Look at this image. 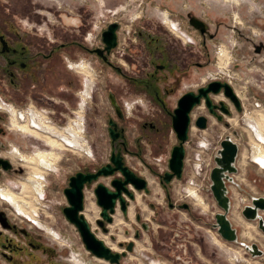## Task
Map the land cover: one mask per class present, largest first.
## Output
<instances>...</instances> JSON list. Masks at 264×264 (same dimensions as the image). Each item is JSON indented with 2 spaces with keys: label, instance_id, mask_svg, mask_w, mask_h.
Here are the masks:
<instances>
[{
  "label": "rangeland",
  "instance_id": "obj_1",
  "mask_svg": "<svg viewBox=\"0 0 264 264\" xmlns=\"http://www.w3.org/2000/svg\"><path fill=\"white\" fill-rule=\"evenodd\" d=\"M167 14L178 22L181 34L176 35L163 23L162 17ZM192 17L206 24L207 34H202L190 23ZM16 18L28 20L30 30L34 29L31 27L33 23L47 20L48 27L41 28L42 34L47 30L62 34L60 27L65 26L69 36L73 35L74 29L80 28L83 44L89 47L102 45L103 30L108 25L120 24L119 45L111 61L120 66L121 71L83 49L79 63L92 66V80L85 73L66 69L60 59L52 61L53 68L48 73L46 85L56 92L53 94L58 102L55 106L37 102L33 97L26 105L22 104L16 100L8 78L4 80V89H0V105L6 102L4 109L0 108L4 117L6 149L0 153L14 166L11 171H0V190L19 194L22 183L33 177L28 166L24 172L16 170L21 163L13 156L16 149L28 157H36L44 151L57 153L53 156V168L43 169V183L41 178L38 179L45 195L39 194L37 187L34 192L37 220L56 229L61 236L59 241L33 226L9 202L0 198V212L9 226H14L19 234L27 230L37 244L50 249L51 256H46L47 259L42 257H45L44 253L38 252L41 256L40 261L34 260L36 264H57L58 255L63 256L66 264H75L69 261L72 255L86 264H112L100 261L87 250L78 228L63 213V207L69 205L64 192L69 187L68 177L76 171L95 168L109 161L112 150L109 118L115 117L110 91L121 99L133 149L142 148L146 156L141 160L128 154L127 163L138 168L150 181V191L139 192L140 203L137 198L130 202L132 217L124 218L122 228L108 234L95 221L92 230L97 235L108 234L110 241L116 242L120 248L123 247L119 245L121 242L130 240L129 237L134 239V251L122 258L123 264H264V231L258 228V222H250L258 229L256 238L244 239L242 229L232 222L238 230V241L224 240L214 227L215 216L222 209L211 190V172L217 166L215 158L219 155L222 140L230 137L239 146L238 172L234 175L235 183H229L230 220L238 204L237 212L243 221L249 222L242 214L243 208L252 204L253 197L264 196V166L251 157L253 144L264 148V139L248 123L249 117H259V111L264 115V0H0V30L9 28ZM183 33L190 42L185 40ZM223 51L228 54V59H221ZM157 63H165L166 68L159 69ZM70 79L72 89L68 84ZM215 80L228 82L233 87L241 100L242 111H238L223 93L211 95L216 104L222 100L230 102L232 113H220L222 120L209 112L205 102L194 108L189 139L185 143L183 176L175 177L165 189L159 176L170 171L171 149L179 144L172 122L178 101L185 93L197 92ZM144 85L147 90L140 89ZM87 86H91V96L84 100ZM36 88L37 93L42 92L38 86ZM63 89L66 90L63 95L57 93ZM157 93L161 101L155 100ZM82 102L86 105L83 112L85 132L81 134L83 142L89 146L90 155L70 147L58 149L39 145L45 144L43 140L14 126L12 105L19 113L33 109L42 114L48 125L61 130L72 126L79 132L81 129L74 125L80 120ZM130 104L132 110L128 109ZM60 113H64V117ZM201 115L208 118L206 129L196 125ZM18 120L23 123L22 119ZM152 124L158 129H153ZM249 132L253 134V140ZM192 191L203 202L192 196ZM167 193L176 204L173 208L169 205ZM86 196L87 200L92 196L95 199L90 190L86 191ZM184 201L191 205L190 210L178 206ZM96 206L101 210L97 202ZM134 208L146 222V229L136 220V214L133 216ZM118 211L123 215L120 208ZM1 226L6 236L21 238L19 234L15 235V230ZM138 227L141 236L135 238L133 234ZM120 230L122 236L119 240L117 233ZM48 243L52 245L48 246ZM242 243L249 246L255 243L262 253L249 250ZM1 261L9 264L4 258Z\"/></svg>",
  "mask_w": 264,
  "mask_h": 264
},
{
  "label": "flooded vegetation",
  "instance_id": "obj_2",
  "mask_svg": "<svg viewBox=\"0 0 264 264\" xmlns=\"http://www.w3.org/2000/svg\"><path fill=\"white\" fill-rule=\"evenodd\" d=\"M163 23H165L167 26L170 27V29L176 34L179 35L182 33V30L175 20L171 19L170 16L167 14L165 17H162ZM30 22L25 19L21 18H16L12 20V24L10 25L9 28H3L0 30V89H4V80L8 78L9 83L11 84V90L16 98V100L20 101L22 104H27L28 100L30 97L35 98L36 101H42L46 104L50 105H56L58 103L55 98L53 97L56 92L54 89L48 88L46 85L47 82V77L48 73L51 71L52 67V61L60 59L61 63L64 65L66 69H69L74 72H79V73H85L86 75L90 76L92 80V66H88V64L85 63H79V58L82 54L83 49H85L87 52L90 54L96 55L97 57L101 58L106 64H108L110 67L115 68L116 70L121 71L120 66H117L114 64L113 61H111V57L113 53L116 51L118 45H119V36L118 32L120 30V24L117 29V46L113 49H111L110 52L106 50V43L104 42V38L102 36V45H95L93 44L91 47L86 46L83 44L82 38L79 33H81V29H74L73 35H67L66 28L65 26L60 27V31H62V34H55V31H53V34L47 30L45 34L41 33V28L43 26L48 27V21L43 20L39 21V23H33L31 27L34 29L30 30L29 24ZM109 26V25H108ZM108 26L103 30V32L108 29ZM185 40H188L190 42L189 37L183 33L182 34ZM53 36L54 38H52ZM221 59H228V54L226 52H221L220 53ZM5 60V61H4ZM223 61V60H222ZM156 66L163 70L166 68L165 63H157ZM80 77V76H79ZM75 80V79H74ZM78 81H80L78 79ZM33 82H37L38 84H34ZM92 82V81H91ZM68 84L70 89H72V84L73 81L72 79L68 80ZM41 85V87H40ZM39 87L42 92L38 91L37 93V88ZM141 90H147V85H144L140 87ZM93 90V88H92ZM198 91V90H197ZM66 90H62V92H57L58 94L63 95ZM221 93L224 94L222 91ZM218 93V94H221ZM217 95V94H214ZM91 96V86H87L86 93L84 94V100L85 98ZM225 96V94H224ZM109 98L112 102L114 112H115V117L109 118V134L111 137V145H112V150L110 154L109 161H107L105 164H102L98 167L95 168H86L84 170H79L84 173H94L97 172L102 166L106 165L107 163H111V159L113 155H118L119 153L123 157L124 164L127 165L137 176L142 177L147 180L144 176L141 175V171H139L138 168L130 166L127 163L126 157L128 154H132L135 157H139L141 160H144L146 157L142 148L137 147V149H133L132 143L130 141V138L127 134V129L125 126L126 122V117L124 115L123 109H122V102L121 99L118 97V95L114 91L109 92ZM227 98V97H226ZM34 99V100H35ZM161 101V98L159 94L157 93L155 95V100ZM229 99V98H227ZM222 103H224V106L221 104H216L218 105L216 108H214L216 113H212V111L208 108L209 112L212 115L217 116H222L220 113L223 115L230 114L232 113V108L230 107V102L227 100H222ZM220 102V103H221ZM2 105H0V108L3 110L6 102H1ZM4 104V105H3ZM85 105L86 103L81 104L79 115H80V120L76 122V127H79L81 130L78 132L75 130L74 127L69 126L68 128L61 130L59 128H56L52 125H48V121L44 119V116L40 113H36L33 109H30L27 113H19L13 105L12 110H14V126L15 128L19 129L20 131L29 134L35 138L43 140V143H40L39 145H43L46 147H51V148H67L70 147L77 152H82L84 151L86 154H91V151L89 149L88 144L83 142V136L81 132H85L83 125H84V115L83 112L85 110ZM131 106V104L129 105ZM259 106V105H257ZM133 106L131 108H128L129 110H132ZM236 107V106H235ZM258 113V111H257ZM259 117L256 118L253 116L249 117L248 123L249 125L255 129V131H259L261 134L262 138L264 139V132L261 130L260 122L264 121V115L259 111ZM62 117H64V113H60ZM18 118L23 120V123L20 124ZM61 118V117H60ZM198 119V118H197ZM222 120V119H220ZM113 122V126L110 125V122ZM197 121V120H196ZM47 122V123H46ZM5 124H4V117L2 112L0 111V151H4L6 149V144L3 141V134L5 133ZM111 128L113 129V133L117 136L115 140L112 139L111 136ZM153 129H158L156 125L152 124ZM83 130V131H82ZM251 135H253L251 132H249ZM177 136V135H176ZM253 140V137H252ZM174 147V146H173ZM172 147V149H173ZM257 144H253V150H252V159L254 161H258V163L261 166H264V154L262 151L264 148L262 146L261 150L259 148H256ZM45 149V148H44ZM171 149V152H172ZM41 153V152H39ZM37 154V156H45L47 158V163L49 166H46L45 164L42 163L41 159L39 161L36 159V157L30 156L28 157L18 149H16L13 152V156L20 159V167H16V170L18 172H24L26 171L25 168L28 166L31 171H29L30 175L33 170V168H38L39 170L42 171L41 174V181L43 183V179H45L44 175V170H51L53 168V156L56 155L57 153L55 152H42L44 154ZM0 158L2 159H7L10 161L12 164V167L10 169H4L3 163L0 164V171L6 170V171H11L13 169V163L12 161L6 157L3 156V153H0ZM44 169V170H43ZM149 169L151 171H154V169L149 166ZM76 171L74 174L70 175L68 177V186L70 183V178L74 176L77 172ZM162 175L160 174V181L162 183ZM33 176V175H32ZM33 177L29 178L27 181H24L23 183H28L31 184L33 183ZM116 178H119L120 180H124V176L121 174V172H115L114 175L109 176V177H100L97 181H93L91 183H86L84 185V200H85V211L84 215L86 216L87 220L90 223V226L93 229V225H95V221H97L98 225L102 228V230L108 234L114 233L116 229L122 228V225L125 222L124 218L127 217H132L131 215V209L132 206L130 207V202L133 200H136L137 202L140 203L139 197L140 194L139 192H149V183L147 185V189H142V190H136L134 188V185L128 184L127 187L128 189L133 193V196H131L128 193L123 192L122 196L126 199V204H127V211L122 212L123 215L121 214L118 209L116 210L115 214L110 213L114 217V222L110 225L108 221L104 220L102 217V208L101 210H98L96 206V202L98 200V196L96 194V188L99 183H104L106 186H108L111 190H116L114 186L112 185V181ZM175 178V177H174ZM102 179L104 181H102ZM110 179V180H109ZM172 182V181H171ZM170 182V183H171ZM22 183V188H24V185ZM169 183V184H170ZM164 188H168V184L162 183ZM44 185V184H43ZM34 187H37V184L34 185ZM68 188V187H66ZM65 188V189H66ZM23 192V189H21ZM21 190L19 192H21ZM90 190L92 194L94 195L95 199L92 196L91 198H88L86 196V191ZM3 192H10L9 190H0V198H4L9 204L19 213L22 214V217L26 218L33 226H36L38 229L40 228L42 231L45 233L49 234L52 236L54 240L59 241L61 239L60 233L47 225H44L40 220H37L36 215V209L32 210L29 207H25L27 210L21 209L20 207L15 205V202L12 201L11 199L7 198L4 196ZM18 192V193H19ZM21 192V193H22ZM45 190L43 186L41 187L39 194L45 195ZM65 192V190H64ZM19 193V194H21ZM193 193V194H192ZM3 194V195H2ZM15 194V193H12ZM18 195V194H16ZM191 195L194 196L195 198L198 199V201L201 203L203 202L199 197L198 194L195 195L194 191L191 192ZM39 197V196H37ZM238 198V196H236ZM167 198L169 201V205L173 208L175 207L176 204L171 201V196L170 193H167ZM142 199V198H141ZM36 201V200H34ZM87 201V203H86ZM69 202V200H68ZM117 208H120L119 206V199L117 200ZM36 204V202H35ZM69 206V205H67ZM63 207V213H64V208ZM180 208H183L185 210H190L191 205L184 201L178 204ZM130 207V208H129ZM29 208V209H28ZM236 212L233 214L232 220L234 224L239 226L242 229V237L244 239H254L256 238V235L259 233L258 229L256 227V224L254 225L253 223L250 222H245L242 220L240 213L237 212V209L239 208V205H235ZM122 211V210H121ZM34 214L33 216L29 215L28 213ZM136 214V220L141 222L142 227L145 229V223L142 220V216L139 212L135 213V208L133 211V216ZM65 215V213H64ZM100 215V217H99ZM39 219H40V215ZM3 214L0 212V264H5L2 260V258L5 259L9 264H20L19 262H23L22 264H36V260L40 261V254L38 252H42L45 254V257L42 256L43 258L50 257L51 252L50 249L42 247L40 244H37L35 241L34 236L30 234L27 230H22L20 234L18 233V230L14 226H5L6 229H11L15 230L13 231L16 234H19L21 236L20 241L16 236L8 235L3 231V228L1 225ZM97 219V220H96ZM7 221V220H6ZM102 221V223L100 222ZM244 223H247L251 225V227L246 230ZM260 230V226L258 227ZM108 234H102L99 233L98 237L102 240L105 241V243L112 247L113 251L120 252L121 253V263L122 258L126 256L129 252L128 247L130 245V242L133 241L134 239L132 237H129L130 240H127L126 242H121L119 245L123 246L120 248L116 242H111L109 239ZM135 238H139L141 236V230L138 227L135 231L134 234ZM119 236V237H118ZM122 236L121 230L117 233V238L119 240L121 239L120 237ZM22 239V240H21ZM24 240V241H23ZM225 240V239H224ZM255 244V243H252ZM251 244V245H252ZM48 246H51L52 244L48 243ZM134 251L135 248V242L134 245L132 246ZM253 251H258L257 248H253ZM35 252H37V259L35 258ZM47 256V257H46ZM76 256V255H75ZM75 256H71V259L69 261L75 263V264H86L83 262L80 258H76ZM35 260V261H34ZM100 261H104L102 259H99ZM52 261V260H51ZM57 264H66L64 261H66L63 256L58 255V258L55 260ZM151 264V263H150Z\"/></svg>",
  "mask_w": 264,
  "mask_h": 264
},
{
  "label": "water",
  "instance_id": "obj_3",
  "mask_svg": "<svg viewBox=\"0 0 264 264\" xmlns=\"http://www.w3.org/2000/svg\"><path fill=\"white\" fill-rule=\"evenodd\" d=\"M190 23L202 34H207L208 29L206 24L196 18L192 17ZM118 23H111L103 32L104 42L106 43V50L108 52L117 46V29ZM224 92L225 96L229 98L238 111H242V103L238 95L234 91L233 87L228 82H222L219 80L212 81L206 86H202L197 92L189 91L182 95L178 101L177 108L174 110L172 116L173 129L179 140V144L175 145L171 152L169 159L170 171L165 172L162 175V183L169 184L174 177L181 178L183 176L186 147L185 143L189 139V131L191 124V113L195 107L205 102L206 106L216 113L214 108L218 105L214 104L212 100V94H218ZM224 106V103H220ZM218 119H222V116H218ZM113 126V122H110ZM196 125L200 129H206L208 126V118L205 115L198 117ZM112 139L115 140L117 136L113 133L111 128ZM239 155V146L230 137L222 140L219 155L215 160L217 166L212 169L211 172V190L212 193L222 209V212L216 214V223L214 227L217 228L218 233L223 239L228 242L238 241V230L233 226L232 221L229 218V212L231 209V198L229 196V183H235L234 175L238 172L236 165ZM3 163L4 169H10L12 164L7 159L0 158V164ZM115 172H121L124 176V180L116 178L112 181V185L116 190H111L104 183H99L96 188V194L98 196L97 204L102 208V217L108 221L109 224L114 222V217L110 214H115L117 208V200L119 199V206L122 212L127 211L126 199L122 196L123 192L133 196V193L128 189L127 185L132 184L136 190L147 189L148 182L146 179L137 176L127 165L124 164L123 157L119 153L113 155L111 163H107L102 166L97 172L84 173L82 171L77 172L70 178L69 187L65 189V194L69 200V206L64 208L66 218L74 224L82 237V240L87 248L95 257L109 261L112 264L121 263V253L112 250V247L108 246L104 240L100 239L98 235L92 230L89 221L84 215L85 200H84V185L97 181L100 177H109L115 174ZM243 216L248 221H257L260 228L264 231V196H257L252 198V204L246 205L242 210ZM4 226H9L5 218H1ZM100 222V221H99ZM102 223V221L100 222ZM147 224L145 223V229ZM134 242L131 241L128 247L129 251L133 250ZM249 250L257 248L259 254L262 251L258 248L257 244L249 246L246 243H242Z\"/></svg>",
  "mask_w": 264,
  "mask_h": 264
},
{
  "label": "bare ground",
  "instance_id": "obj_4",
  "mask_svg": "<svg viewBox=\"0 0 264 264\" xmlns=\"http://www.w3.org/2000/svg\"><path fill=\"white\" fill-rule=\"evenodd\" d=\"M259 124L261 126V130L264 132V121H261ZM251 137H252V135H251ZM256 148H259L261 150V147H258V145ZM262 153L264 154V150L262 151ZM36 159L38 161H39V159H41L43 164H45L46 166H49V164L46 161L47 158H45V156L39 155L36 157ZM31 174L34 176L33 183H32V185L28 184V183H24L23 184L24 185L23 192L21 194L16 195V194H12L9 192H3V194L5 193L4 196L11 199L12 201H14L15 205L20 207L21 209L27 210L25 207H29L32 211V210L36 209V204L34 201L36 199L35 198L36 197L35 192H34V188H35L34 185L37 184V189L36 188L35 189L38 190V192H39L41 190L42 184H41V181L40 182L38 181V179L41 177L42 171L39 170L38 168H33ZM1 199H4V198H1ZM84 211H85V209H84ZM249 222H251V221H249ZM244 226H245L246 230H248L251 227V225H249L247 223H244ZM102 260H104V259H102Z\"/></svg>",
  "mask_w": 264,
  "mask_h": 264
},
{
  "label": "crops",
  "instance_id": "obj_5",
  "mask_svg": "<svg viewBox=\"0 0 264 264\" xmlns=\"http://www.w3.org/2000/svg\"><path fill=\"white\" fill-rule=\"evenodd\" d=\"M236 165H237V162H236Z\"/></svg>",
  "mask_w": 264,
  "mask_h": 264
}]
</instances>
